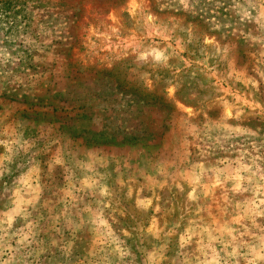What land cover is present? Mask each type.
I'll return each instance as SVG.
<instances>
[{
  "label": "rangeland",
  "instance_id": "374dc122",
  "mask_svg": "<svg viewBox=\"0 0 264 264\" xmlns=\"http://www.w3.org/2000/svg\"><path fill=\"white\" fill-rule=\"evenodd\" d=\"M0 264H264V0H0Z\"/></svg>",
  "mask_w": 264,
  "mask_h": 264
}]
</instances>
